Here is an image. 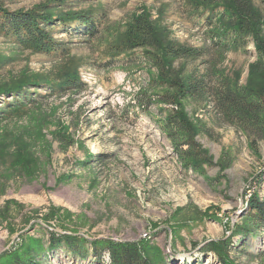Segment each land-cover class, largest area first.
<instances>
[{
    "label": "rangeland",
    "instance_id": "374dc122",
    "mask_svg": "<svg viewBox=\"0 0 264 264\" xmlns=\"http://www.w3.org/2000/svg\"><path fill=\"white\" fill-rule=\"evenodd\" d=\"M250 1L264 13L261 0ZM215 2L0 0L10 11L76 16L53 26L56 53L23 49L0 35V90L29 85L27 97L34 101L20 106L12 94L0 95V264L26 250L44 264H87L64 246L44 257L51 232L119 242L147 238L157 263L221 264L205 246L232 234L255 188L264 193V182L256 187L254 181L264 170V138L254 142L219 120L212 105L187 99L181 110L213 163L203 166L204 174L186 169L160 127L171 106L138 104L169 90L164 73L148 62L147 47L126 42L130 25L144 14L170 72H203L208 62L233 83L262 86L252 41L209 48L195 60L168 54L167 47H210L201 16ZM82 19L93 20L96 35L85 33L90 26ZM66 79L80 84L56 86ZM249 244L256 252L264 240ZM232 256L238 264H259L241 251ZM109 263L106 253L102 264Z\"/></svg>",
    "mask_w": 264,
    "mask_h": 264
},
{
    "label": "trees",
    "instance_id": "16d2710c",
    "mask_svg": "<svg viewBox=\"0 0 264 264\" xmlns=\"http://www.w3.org/2000/svg\"><path fill=\"white\" fill-rule=\"evenodd\" d=\"M261 1L264 4V0ZM207 7L209 12L201 16V19L210 35V47H167L168 54L195 60L206 56L210 49L222 51L229 47L238 48L247 46L252 41L258 57L255 69L264 74V13H259L250 0H217L215 3H208ZM67 15L69 14L54 15L42 10L10 11L0 5V35L23 49L46 54L56 53L60 50V42L54 37L53 26L57 22L65 23L76 18L75 15L66 18ZM81 21L85 26H90L85 33L97 34L92 19ZM220 23L225 25L220 27ZM126 42L132 46L147 47L145 57L148 62L155 64L164 73L162 79L169 90L157 94L156 98L149 97L147 105L141 100L138 104L145 108L154 103L171 106L167 115L162 118L160 127L186 169L204 174L203 166L213 163L196 140L194 124L181 110L182 102L187 99L200 103L205 108L212 105L219 120L242 129L254 142L264 138V84L256 87L233 83L221 69L208 62L203 72L194 70L188 75L175 70L170 72L171 69L169 70L161 54L155 51L159 46L157 32L151 19L144 14L136 17L130 25ZM74 83H77L74 79H66V82L56 86L63 89ZM28 86L17 85L0 90V95L12 94L14 101L19 102L20 106L25 102L33 103L27 97L30 89ZM7 103L9 105L10 102ZM254 181L256 187L264 182V170L255 176ZM246 211L244 218L235 224L229 237L211 240L205 246L206 250L214 252L221 264H238L232 256L233 251H241L247 257L258 259L259 264H264V247L256 252L248 250L251 238L262 237L264 240V193L261 194L255 188L247 200ZM235 236H239L236 242L233 241ZM147 242V238L128 242L104 238L89 240L84 236L51 232L44 257L64 246L67 253L87 264H102L106 253L109 264H167L165 261L157 263L149 256ZM45 261L31 257V252L26 250L22 255L13 256L11 264H44Z\"/></svg>",
    "mask_w": 264,
    "mask_h": 264
}]
</instances>
